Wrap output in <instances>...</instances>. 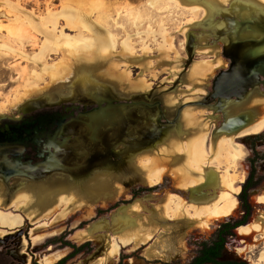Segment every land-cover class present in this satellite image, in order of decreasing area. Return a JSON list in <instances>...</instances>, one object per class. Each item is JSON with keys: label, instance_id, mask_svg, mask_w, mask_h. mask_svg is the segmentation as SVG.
Masks as SVG:
<instances>
[{"label": "rangeland", "instance_id": "1", "mask_svg": "<svg viewBox=\"0 0 264 264\" xmlns=\"http://www.w3.org/2000/svg\"><path fill=\"white\" fill-rule=\"evenodd\" d=\"M258 20L264 0H0L1 126L28 107L113 105L110 149L85 168L111 163L112 174L103 171L94 185L112 189V198L56 225L1 213L9 219L0 222V248L15 239L4 248L15 250L17 264L31 256L56 263L73 252L65 241L89 243L65 264H189L222 223L241 218L239 194L253 169L252 216L228 239L226 257L264 264L262 77L212 98L236 44L264 37ZM78 126H70L76 144L89 141Z\"/></svg>", "mask_w": 264, "mask_h": 264}, {"label": "crops", "instance_id": "2", "mask_svg": "<svg viewBox=\"0 0 264 264\" xmlns=\"http://www.w3.org/2000/svg\"><path fill=\"white\" fill-rule=\"evenodd\" d=\"M106 116H108L106 113H100L95 118L105 120ZM101 126L99 124L97 126L99 128L91 132L97 134V136L94 135L96 138L99 136L98 131ZM75 132L72 129L67 131L66 134L70 140L65 144V156L64 159H58L56 165H41L33 172L34 174L38 171L35 173L36 175L15 177L11 182L0 183V214L16 212L22 221H28L31 224H40L47 219L50 221L49 225H56L82 208L86 213L93 212L98 203L106 202V198H112V189L105 190L103 188L98 193L97 187L94 185L99 179L101 186L103 179L99 175L103 171H105L104 174L107 172L109 175L112 174L111 163L107 167L105 162L106 165L99 166V170L94 168L93 171L85 172L86 166L95 164H91L94 161L93 155L96 156L98 151L104 152L106 155L111 145L102 139L92 141L91 138L89 141L81 140V144H76L79 138L73 137L74 134L77 135ZM87 137L89 135H86ZM99 138L101 137L99 136ZM141 149L142 152H138V156L149 151V149L143 148V145ZM124 155L122 167H125L124 162L129 154ZM105 179L107 180V178ZM98 199H100L99 202ZM7 219L9 218L0 215L1 223L5 224ZM59 220L61 221L59 222Z\"/></svg>", "mask_w": 264, "mask_h": 264}, {"label": "flooded vegetation", "instance_id": "3", "mask_svg": "<svg viewBox=\"0 0 264 264\" xmlns=\"http://www.w3.org/2000/svg\"><path fill=\"white\" fill-rule=\"evenodd\" d=\"M249 23L252 22H247V23L245 22L244 24L248 25ZM238 25H240V22H238ZM252 29H254V27H252ZM258 33L263 34L264 32L258 31ZM262 39H264V37L261 38V40ZM261 45L259 46L248 45L245 47L243 43H238L234 47L235 49L234 56L236 57L238 53L239 55L237 59H239L242 56L243 52L246 53L250 52V53H254V55H252V57H249V59H256V57L264 58V47ZM244 47L246 48L245 50ZM97 101H99L97 105H92L90 107H88V105H83L84 107L80 108L81 106L77 104L73 106L71 105L70 107H64L63 104L62 108L56 110L51 109L50 111H43L42 107L41 108L28 107V109L26 110L27 112L20 121H15L10 124H4L2 126L0 125V183L6 184L4 181L11 182V180H13L15 177L36 175L35 173H37L38 171L35 172L34 174L33 172L36 171V169L39 166L41 165L53 166L56 165L58 159H64L65 144L67 143L68 140H70L69 136L66 134L67 130L72 129L76 131L75 133L77 134V127L75 128L70 127L72 125L73 126L79 125L78 126L80 127L79 131L81 130V127L85 128L83 129V131L89 132L88 135L90 136L92 141L94 140L99 141L100 139H102V141L110 145L107 139L109 136V130L107 131L106 122L110 120V117L112 116L111 115L112 110H109L107 107H112L113 105L112 102L109 101L108 102L109 105L107 106V103L105 102L106 104L104 107L102 105V102L107 101V99H97ZM100 113H106L108 115L106 116L107 118L105 120L95 118ZM130 116L131 115H129L126 119L127 120L126 123L128 124L130 118L133 115L131 117ZM82 118H86V119H82ZM136 119L137 122L138 121L141 122L142 119L141 115H137ZM97 124L102 125L98 131L99 136L101 138H99V136L98 138H96L97 134H95L94 132H93L94 134L91 133L93 130L99 128L97 127L98 126ZM125 127L126 130H129L130 128L129 125H126ZM126 132H127L126 134H128V131ZM73 137L77 138L78 134L77 135L74 134ZM135 144H136L135 141L130 143L126 142V145L124 144V148L127 146L129 147L133 146ZM138 144L141 146L144 143L138 142ZM16 170L23 171L24 173L21 175L9 176L10 172ZM252 171L254 170L253 169L251 170L249 177L251 176ZM23 230L24 229H20L21 231L20 235L27 234V232L25 231L26 232L25 233L23 232ZM8 242L10 244L14 243L15 239H12V237H10V238H6L5 241L3 242V246L0 248V264H6L7 262L6 258H10L12 263L17 264L16 261L18 259V256L17 253H14L15 250L4 248L5 244H7ZM34 262L39 264L36 261L35 257L31 256V264H34Z\"/></svg>", "mask_w": 264, "mask_h": 264}, {"label": "trees", "instance_id": "4", "mask_svg": "<svg viewBox=\"0 0 264 264\" xmlns=\"http://www.w3.org/2000/svg\"><path fill=\"white\" fill-rule=\"evenodd\" d=\"M254 176L255 172L252 171L251 176L244 183L239 195L240 203L243 209L241 218L221 224L215 234V237L210 242H204L202 244L201 249L189 264H250L246 261L226 257V245L228 239L234 235V232L237 229L246 226L252 216V207L249 203V191L257 185ZM62 245L71 247L73 252L55 264H65L67 260L84 251L85 248L89 246V243L76 246L72 245L68 241H65ZM34 264L37 263L34 262ZM118 264L123 263L120 262Z\"/></svg>", "mask_w": 264, "mask_h": 264}, {"label": "water", "instance_id": "5", "mask_svg": "<svg viewBox=\"0 0 264 264\" xmlns=\"http://www.w3.org/2000/svg\"><path fill=\"white\" fill-rule=\"evenodd\" d=\"M261 22L263 26L259 32H264V21ZM245 23V22H244ZM247 23V22H246ZM252 25V23H249ZM264 43V39L250 43H243L244 46L256 45L259 46ZM229 55V54H228ZM237 56H234V50L230 52V59L232 60V65L226 71H222L214 80L212 98L216 99L218 97L230 96L238 90L249 86L251 83L255 82L259 77L260 82L264 83V58L240 60ZM99 110V109H97ZM9 173V172H8ZM23 171H13L9 173V176L21 175Z\"/></svg>", "mask_w": 264, "mask_h": 264}, {"label": "bare ground", "instance_id": "6", "mask_svg": "<svg viewBox=\"0 0 264 264\" xmlns=\"http://www.w3.org/2000/svg\"><path fill=\"white\" fill-rule=\"evenodd\" d=\"M240 51V50H239ZM123 174L128 173L125 169H122Z\"/></svg>", "mask_w": 264, "mask_h": 264}]
</instances>
